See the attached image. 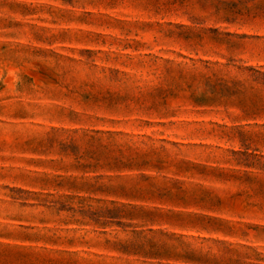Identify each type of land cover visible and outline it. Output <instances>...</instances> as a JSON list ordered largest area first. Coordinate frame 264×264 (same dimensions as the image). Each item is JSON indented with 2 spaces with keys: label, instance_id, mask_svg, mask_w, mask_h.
<instances>
[{
  "label": "rangeland",
  "instance_id": "1",
  "mask_svg": "<svg viewBox=\"0 0 264 264\" xmlns=\"http://www.w3.org/2000/svg\"><path fill=\"white\" fill-rule=\"evenodd\" d=\"M0 264H264V0H0Z\"/></svg>",
  "mask_w": 264,
  "mask_h": 264
}]
</instances>
